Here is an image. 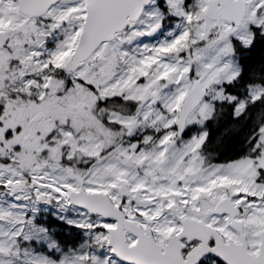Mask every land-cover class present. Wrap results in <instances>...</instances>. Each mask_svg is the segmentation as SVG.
Segmentation results:
<instances>
[{
  "label": "snow or ice",
  "instance_id": "snow-or-ice-1",
  "mask_svg": "<svg viewBox=\"0 0 264 264\" xmlns=\"http://www.w3.org/2000/svg\"><path fill=\"white\" fill-rule=\"evenodd\" d=\"M0 264H264V0H0Z\"/></svg>",
  "mask_w": 264,
  "mask_h": 264
}]
</instances>
